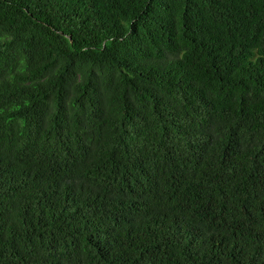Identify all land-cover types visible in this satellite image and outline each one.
Instances as JSON below:
<instances>
[{
    "label": "trees",
    "instance_id": "16d2710c",
    "mask_svg": "<svg viewBox=\"0 0 264 264\" xmlns=\"http://www.w3.org/2000/svg\"><path fill=\"white\" fill-rule=\"evenodd\" d=\"M0 264H264V0H0Z\"/></svg>",
    "mask_w": 264,
    "mask_h": 264
}]
</instances>
